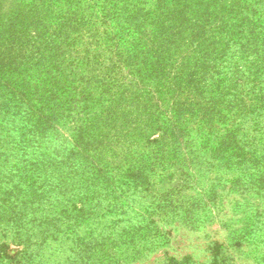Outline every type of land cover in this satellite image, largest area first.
<instances>
[{"label": "rangeland", "instance_id": "374dc122", "mask_svg": "<svg viewBox=\"0 0 264 264\" xmlns=\"http://www.w3.org/2000/svg\"><path fill=\"white\" fill-rule=\"evenodd\" d=\"M135 1L129 67L119 0H0V264H264V0Z\"/></svg>", "mask_w": 264, "mask_h": 264}, {"label": "trees", "instance_id": "16d2710c", "mask_svg": "<svg viewBox=\"0 0 264 264\" xmlns=\"http://www.w3.org/2000/svg\"><path fill=\"white\" fill-rule=\"evenodd\" d=\"M134 0H119V4H122V9H101L97 12V18L94 17L95 22L104 23L108 30L105 32H98V37L103 38V42L100 43L99 47L95 48L97 51H103L106 46H114L122 49L125 52L126 57H123L121 52L120 59L122 64H126L131 67L127 57L134 64V61L138 57H142L144 49L149 45L150 42L154 41L157 36L168 37L167 30L165 28V21L171 19L167 13L163 12V9H131V3ZM151 2V0H136L135 3ZM160 4V3H159ZM106 3H103L101 7H105ZM117 6V5H116ZM120 17H125L127 21L121 22ZM164 17V18H163ZM109 22V23H108ZM109 25V26H108ZM150 29L145 36L140 37L142 31L145 28ZM92 37L95 35L92 34ZM117 40V43L114 41ZM142 41L144 42L142 45ZM150 51V50H149ZM141 63V62H140ZM137 64V63H136Z\"/></svg>", "mask_w": 264, "mask_h": 264}]
</instances>
